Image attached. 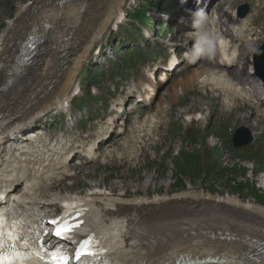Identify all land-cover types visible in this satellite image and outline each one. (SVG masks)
Returning <instances> with one entry per match:
<instances>
[{
	"label": "rangeland",
	"instance_id": "1",
	"mask_svg": "<svg viewBox=\"0 0 264 264\" xmlns=\"http://www.w3.org/2000/svg\"><path fill=\"white\" fill-rule=\"evenodd\" d=\"M136 2L138 6L139 3H143V0ZM245 2L253 5L255 16L258 5L264 4V0H242V3ZM32 4L33 0H0V43H2V37L10 22L16 19L19 8ZM165 4L166 2L162 4L164 8ZM237 5L235 0H214L209 9H215L222 14L227 8L234 11ZM192 6L193 1L184 12L190 10ZM134 8L131 9L130 0L124 1L123 10L126 11V17L122 21L120 31L112 27L107 28L98 43L91 49V54L78 68L72 88L80 86L81 93L75 92V95L78 96L74 100L69 114L58 115L59 119L58 116L54 118L51 113L46 114L45 118L24 127L19 136L28 138L27 133L35 132L34 135L42 134L45 138H56L65 134L67 140H70L72 144L88 141L104 125L100 119H104L106 115L113 112L111 104H117L118 99L126 98L129 95L132 86L135 83L138 85L151 61L154 59L162 61L163 58V62H165L169 56V51L163 48L162 42L167 44V40L160 36L154 37L152 41L141 39L142 27L146 24L134 21L131 17ZM148 9H152L151 6L146 8V10ZM174 11H179V7L175 6ZM154 13L159 15L157 10H154ZM153 19L156 20V17L154 16ZM257 27L258 29H256ZM186 28V25L177 27L179 39L182 38V35H189V30ZM249 29L248 34H252L254 38H256L259 29L264 30V12L254 22H250ZM121 43L123 47L116 49ZM253 44L248 51L246 50L245 54L248 59L250 56V60L264 45V35L263 40L257 43L255 41ZM99 47H103L100 57L93 55L94 49ZM55 63L59 68L66 70L68 57L61 54ZM198 67L200 68H195L194 71H207L204 68H209L207 65ZM85 69L87 70L86 73H84ZM191 70L192 68L184 65L180 72L171 77L168 87L160 94L154 103V107L136 115L132 121H128L130 125L127 132L103 150L102 160L93 164L89 163L86 167L85 164L78 166L83 168L78 171L79 173L75 178L61 180L54 185V188H48V191L65 197L69 194L76 196L78 193L86 195L95 188H102L106 191L105 195L107 196L105 197L107 198L127 200L170 197L190 191L217 196V191H222L225 193V200L227 196L233 197L232 194H235V198H238L245 205L264 206V203H260L264 202V195L258 194L251 188L246 190L249 185L251 186V181L246 183L247 179H237L238 183L245 184L246 187H243V191H226L228 188L223 185L226 178L241 175L243 169L236 167L235 173L229 175L224 173L220 167L219 155L212 150L210 145L211 141H218L213 137L219 138L220 144H222L221 148L227 149L233 154L231 156L233 162L239 164L238 166H242L239 163L241 159L251 162L253 168L257 170L255 175L262 174L256 177V180H262L264 161H254L250 157L256 151L264 152V116L253 114L244 98L241 101L238 98L232 100L218 90L212 91L195 87L193 90H185L183 96H178L176 94V81L188 77ZM236 80L241 84L249 83L252 91L257 94L259 89L263 87L259 78L256 76L251 78L250 75H244L239 70L236 71ZM62 82L69 81L67 77H63L58 85ZM164 92L171 93V99L166 97L168 101H164V96L167 95L163 94ZM261 95L262 92L259 94L260 99H262ZM176 96L178 97L176 98ZM165 102L167 104H163ZM198 113L202 114V119L196 122L195 117ZM67 114L73 115V120L70 122L66 120ZM186 114L194 117V121L190 125L186 119ZM51 120L53 123L50 122ZM234 126L237 128L247 126L255 132L258 141L253 145L252 150L234 149L230 136V130ZM18 143L19 141H15L11 144L16 145ZM217 151L219 152V150ZM178 153H183L179 155V159L186 170L200 166L203 173L212 175L219 169L216 175L218 182L213 181L209 189L198 177L194 179L198 176L197 173L193 177L181 174L186 183V190L171 193L173 187L170 186L173 185L176 178L175 158ZM185 154L187 155L186 158L184 157ZM171 155L175 158L167 161ZM249 176L253 175L249 173ZM257 186L260 187L261 185L258 184ZM219 196L222 197L221 194ZM199 205L200 203L191 202L187 198L179 204V206L189 210L197 208ZM208 205L215 206L216 203L210 202ZM166 217L170 218L171 214H167ZM214 225L226 227L225 222L216 221ZM197 242H186L185 245L182 244L181 249L191 244H197Z\"/></svg>",
	"mask_w": 264,
	"mask_h": 264
},
{
	"label": "bare ground",
	"instance_id": "2",
	"mask_svg": "<svg viewBox=\"0 0 264 264\" xmlns=\"http://www.w3.org/2000/svg\"><path fill=\"white\" fill-rule=\"evenodd\" d=\"M124 1L33 0L31 6H21L16 19L10 22L2 37V43H0V125H3L6 120L17 117L14 123L28 126L42 117L45 118L46 114L56 115L60 110L57 107L61 105V102L72 97L74 91L72 86L78 68L91 54V49L101 39L105 30L113 26L123 9ZM234 16L235 14H232L231 17ZM249 20L247 18L237 21L238 29H241L239 34L242 36L243 28L249 27ZM33 32L39 35L43 42L39 45L42 52L32 69H24L21 75L17 76V62L23 58L20 53L24 50L23 46ZM249 37L250 40H253L251 35ZM61 54L68 57L66 70L59 68L55 63ZM10 72L11 74H9ZM63 77H67L70 85L69 82H62L58 85ZM12 79L14 80L12 87L4 92V88L10 85ZM145 82L147 80L141 82L138 93L141 92ZM176 82L178 96L185 90L195 87L218 89L231 99L237 95L233 83L225 82L223 75L218 72L194 71L193 74L191 73L186 78H180ZM154 87L156 91L157 87ZM150 93V91L147 92V94ZM163 94L172 97L171 93L164 92ZM240 94L242 95L241 92ZM159 95L156 96V99ZM262 105L264 106V102ZM111 123L114 125V121ZM108 134L105 132V135ZM49 140L52 143L64 141L66 136L62 134L57 140ZM41 142L43 140H40ZM52 147L56 149L57 145ZM70 168L72 171H81L83 167L70 166ZM2 175H5V172L2 171ZM204 177L206 176L204 175ZM53 178H59V176L53 174ZM198 178L202 179V177ZM35 184L37 185V181L34 178V181L25 184L20 193L25 197L28 190ZM47 184L50 187L51 181H48ZM80 195L78 193L75 198ZM43 196L44 199L38 195L37 197L29 196V199L24 200L32 201L34 199L37 202H44L42 205L54 204L58 208L57 202L64 203L66 198H60L58 194L45 188ZM175 196H179V204L187 198L191 202L200 203V205L192 210L179 206L184 210L185 218L182 221L178 220L173 226L149 228L144 225L146 232L136 238L139 248L135 250L134 262L168 264L172 260H177L180 255H185L186 259L191 257L193 259L196 257L207 258L208 256L214 259L223 255L226 261L218 264H264V258L260 260L248 258V252L255 246L256 239L262 238V234H264V206L245 205L236 198L222 200L220 197L204 192L190 191ZM162 200H166V198L125 200L99 197L93 199L97 209L113 204L107 210L108 220L117 216L127 217L128 213H133L134 222H137L142 206L155 204ZM210 202H215L216 205H208ZM114 204L119 205L115 206ZM162 212L165 216L172 214V211L166 208ZM179 213L180 211H178ZM219 218L228 220L226 227L218 228L219 226L214 225V222L219 221ZM95 220L96 218L93 219V221ZM192 231L195 234H192ZM185 237L188 239L185 240ZM190 241L198 242L181 249L182 244L185 245ZM129 264L133 263L129 262Z\"/></svg>",
	"mask_w": 264,
	"mask_h": 264
},
{
	"label": "snow or ice",
	"instance_id": "3",
	"mask_svg": "<svg viewBox=\"0 0 264 264\" xmlns=\"http://www.w3.org/2000/svg\"><path fill=\"white\" fill-rule=\"evenodd\" d=\"M0 199H3L0 196ZM66 208H74L75 205H66ZM83 212V210H80ZM68 213L60 220H52L56 225L54 235L60 239L75 242L77 234L87 231V238L79 241V248L75 259L80 264H95V257L104 251L111 250L109 244L104 241L107 237L93 235L91 230L82 229L83 220L77 223L68 222ZM47 230L35 232L26 228L21 221L9 218L6 211H0V264H69L70 256L67 253V245L59 244L55 250L49 251L47 245L41 241ZM47 257V259H45ZM92 257L93 259H88ZM105 264H108L105 261Z\"/></svg>",
	"mask_w": 264,
	"mask_h": 264
},
{
	"label": "clouds",
	"instance_id": "4",
	"mask_svg": "<svg viewBox=\"0 0 264 264\" xmlns=\"http://www.w3.org/2000/svg\"><path fill=\"white\" fill-rule=\"evenodd\" d=\"M217 24V18L203 9L191 12L190 25L194 45L190 51L185 53V58L190 63H196L200 60H212L214 58L219 40ZM225 79H227L226 76Z\"/></svg>",
	"mask_w": 264,
	"mask_h": 264
},
{
	"label": "water",
	"instance_id": "5",
	"mask_svg": "<svg viewBox=\"0 0 264 264\" xmlns=\"http://www.w3.org/2000/svg\"><path fill=\"white\" fill-rule=\"evenodd\" d=\"M247 9L242 8L241 10ZM246 12L242 13V16L245 15ZM260 59H258V64H260ZM264 75V73H263ZM251 141L250 134L246 130H241L237 137L236 142L238 145H244ZM166 208L169 211H172L171 217L166 218V216L163 214L162 210ZM178 211L180 213L178 214ZM141 215L144 220L147 222H171L174 220H178L179 218L185 216L184 210L179 207V203L177 200L169 201L165 203H158V204H145L142 206ZM224 222H228L227 219H221Z\"/></svg>",
	"mask_w": 264,
	"mask_h": 264
}]
</instances>
